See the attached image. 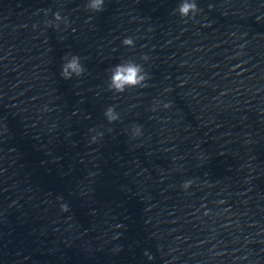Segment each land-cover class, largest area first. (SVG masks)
I'll use <instances>...</instances> for the list:
<instances>
[{
    "label": "water",
    "instance_id": "obj_1",
    "mask_svg": "<svg viewBox=\"0 0 264 264\" xmlns=\"http://www.w3.org/2000/svg\"><path fill=\"white\" fill-rule=\"evenodd\" d=\"M197 3L0 0V264H264V0ZM142 54L146 86L114 97L106 69Z\"/></svg>",
    "mask_w": 264,
    "mask_h": 264
},
{
    "label": "clouds",
    "instance_id": "obj_2",
    "mask_svg": "<svg viewBox=\"0 0 264 264\" xmlns=\"http://www.w3.org/2000/svg\"><path fill=\"white\" fill-rule=\"evenodd\" d=\"M105 2L106 0H84L83 6L87 11L97 13L103 11ZM208 7L211 8L212 5L209 4ZM172 11L174 15H178L182 19H192L199 12H201L202 9L198 7L197 0H176L175 7ZM44 14L47 16V9L44 10ZM52 17L53 19L45 21L46 26L59 28L61 23L64 24L65 28L69 26L70 22L68 17L62 16L59 10L52 12ZM88 19L90 20L91 17ZM256 19L259 21L261 17L257 16ZM73 31H75V29H73ZM121 44L123 46L132 47L134 45V40L131 36H125L121 40ZM239 47L242 49L244 46L240 45ZM236 54L239 55V51H237ZM148 59L149 57L146 54H142L139 60L132 57H122L118 59L117 62L111 64L106 69V89L111 92L114 97H118L128 89L145 87L147 81L150 79V75L141 61H147ZM85 71V65L82 63V59L78 54L67 52L61 57L59 75L62 79L70 80L73 78H79L85 73ZM165 91H167V89H165ZM160 104H162L165 109L170 106L168 102L156 100L152 106V110L155 111L156 106ZM103 115L109 124L114 121H118L121 118L120 113L116 110L115 105L106 106L103 110ZM0 131H6L2 124H0ZM88 131L90 133L89 143L98 142L104 135V132L98 130L97 128H90ZM108 131H111V129H108ZM125 131L130 135L131 138L134 139L143 135L142 126L137 123H132L127 129H125ZM192 183V179H185L182 182L181 187L183 189H188ZM57 200L60 201L62 198L57 196ZM59 208L62 212L67 211L68 204L66 202H61L59 204ZM116 227L120 228L122 225L117 224ZM118 236L119 233L113 236V239H117ZM113 251H119V248L117 247ZM145 255L148 256L149 260L152 259V256L147 253V251L145 252Z\"/></svg>",
    "mask_w": 264,
    "mask_h": 264
}]
</instances>
